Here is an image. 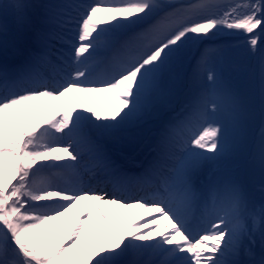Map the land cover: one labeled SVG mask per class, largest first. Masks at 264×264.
I'll list each match as a JSON object with an SVG mask.
<instances>
[{"label":"snow or ice","instance_id":"snow-or-ice-1","mask_svg":"<svg viewBox=\"0 0 264 264\" xmlns=\"http://www.w3.org/2000/svg\"><path fill=\"white\" fill-rule=\"evenodd\" d=\"M233 30L255 54L264 0L0 2V53L7 57L10 36L31 44L22 64H0V264H264V199L257 204L237 178H213L246 118L244 101L219 87L212 66L224 49L209 42ZM193 61L207 87L162 126L139 171L125 167L121 159H134L123 151L126 130L152 114ZM258 78L264 113V54ZM72 93L111 94L113 103H77ZM255 154L264 173V129ZM136 187L143 194L131 196ZM81 202L75 224L49 243L51 222ZM115 208L149 218L124 224ZM106 232L112 247L101 244ZM145 254L156 259L136 258Z\"/></svg>","mask_w":264,"mask_h":264},{"label":"bare ground","instance_id":"bare-ground-1","mask_svg":"<svg viewBox=\"0 0 264 264\" xmlns=\"http://www.w3.org/2000/svg\"><path fill=\"white\" fill-rule=\"evenodd\" d=\"M1 2V0H0ZM14 0H6V3H13ZM26 2L30 4H42L47 3L48 0H26ZM81 3H90L91 0H79ZM30 13L38 12L39 9H30ZM31 47L30 42H26L25 39H16L15 41L10 36L9 37V50L10 54H13L12 51H20L22 48ZM19 52V53H20ZM9 53V52H8ZM264 54V45L263 50L260 55ZM3 55L0 53V56ZM260 62V60H259ZM186 63L184 67L181 69L180 73V79L176 83V85L172 88L170 92H168L166 95H164L160 100H158L153 108L152 114L149 115L142 123H140L138 126L134 128H128L126 130L125 135L128 137H131V139H125L123 142V151L126 155L134 156V159H138L139 155L142 154L143 150H145V147H148L150 144L151 146L156 144L158 140L159 133L162 129V126L165 123L171 122L172 119V113L178 109V106H181L182 104H189L193 105L195 101L198 99V97L201 95L202 91L207 87V81L201 76L200 78H197L194 75L193 72V65ZM213 67L217 68V70L220 68V64L218 62H213ZM94 71L96 72H102L103 66L95 64L93 65ZM259 72V67L257 71V76ZM242 75H235L234 79H230L232 82L231 86H228L226 83H221L219 87H224L225 90H230L232 92H235L234 89H237L236 81L242 79ZM167 87V82H166ZM223 89V88H222ZM236 93V92H235ZM74 101L77 103H86V104H98V105H104L113 103V101L110 99L111 94L106 93H99V94H90L85 96L84 94L80 93H72L71 94ZM178 102V103H175ZM170 103H173L175 108L163 110V107L165 105H168ZM174 118V117H173ZM257 133H259V136L254 139L253 146L256 147V145L259 142L261 130L264 129V118L261 117V119L258 121L257 125L255 126ZM248 131V130H247ZM244 136L246 139L250 138V134L244 133L242 136V140L238 146V148L231 153V155L223 162L215 166L214 171V179L217 181L223 182L225 180H228L230 178H237L239 179L244 185L245 188L249 194V196L257 203L256 199L263 198L264 199V193L261 192V186L264 185V173H262L258 155L254 157L253 159V166L250 168L248 160H246L245 154L247 150V146L244 142ZM153 148V147H152ZM124 160V159H123ZM130 160H126L123 163H129ZM250 170L249 172L245 169ZM207 172V168H206ZM93 184L95 182L93 181ZM111 191V189H108ZM131 196H139L142 195V190L137 187V189H133L129 192ZM86 202H81L77 204L76 208L71 210L70 212L66 213L64 217H61L58 221H52L51 227L53 228L54 232L53 234H50L48 237V242L51 243L54 239L55 242L58 244L61 239H63L65 231L70 230V224H75L77 215L80 213L83 204ZM117 213V215L120 216L121 222L124 224H128L129 222L136 223L141 222L143 223V218H149V214L147 212H142L140 216H137L135 220L130 219V213L133 211V209H120L115 208L114 209ZM97 220V213L96 209L93 208L92 210V231L93 236L95 235V222ZM165 224L164 220H161L160 227L156 228L153 232V235H155L157 232H159L161 229H163ZM57 225L59 226V233L58 235L55 234V230L57 228ZM49 227V225H45L44 228ZM89 225H85V233L89 230ZM147 229H143V231H146ZM39 233V239L43 240V229L37 230ZM256 239V245L255 249L260 246V240H259V234L255 236ZM83 243V237L81 239V244ZM101 244H107L109 247H112L114 244V241L111 238V235L106 232L105 238L101 240ZM91 248V245H89V250ZM260 250V249H259ZM259 250L257 253H259ZM137 259H140L142 261L149 260V259H156V257L152 256L151 254H145L139 257H136Z\"/></svg>","mask_w":264,"mask_h":264},{"label":"rangeland","instance_id":"rangeland-1","mask_svg":"<svg viewBox=\"0 0 264 264\" xmlns=\"http://www.w3.org/2000/svg\"><path fill=\"white\" fill-rule=\"evenodd\" d=\"M1 2H6V0H1ZM209 43H215L224 49L222 57L214 58L213 61L220 64V68L218 70L217 68H214L221 75V83H226L228 86H231V80L234 79L235 75L239 74L243 76L242 79L236 81V85L238 86L237 89H234V91L242 98L246 108L243 134L247 132L250 134V138L248 139L244 136V142L247 146L245 157L251 168L253 166V159L256 157V147L253 146V142L254 139L259 136V133H257V130L254 129V126L261 119V117L264 118V113H262L261 110L259 78L257 76L259 60L261 57L260 54L262 53L264 43H261L258 46V51L255 54H252L249 50V45L246 43L245 36L236 30H233L231 33L225 32L218 37L216 41ZM201 47H203V45ZM192 51L195 52V48ZM222 88L224 89L223 86ZM171 108H175L173 103L163 107L165 110ZM186 110L188 109L182 108L183 112ZM245 170L248 172L250 171L247 170V168ZM262 199L263 198H259L256 200L260 203ZM259 249L260 246L255 249L256 252ZM242 258L247 259V257Z\"/></svg>","mask_w":264,"mask_h":264}]
</instances>
